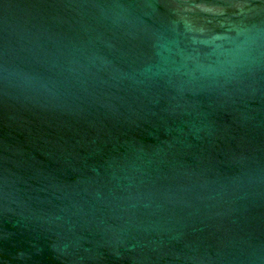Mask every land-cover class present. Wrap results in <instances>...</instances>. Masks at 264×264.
<instances>
[{
    "label": "water",
    "instance_id": "95a60500",
    "mask_svg": "<svg viewBox=\"0 0 264 264\" xmlns=\"http://www.w3.org/2000/svg\"><path fill=\"white\" fill-rule=\"evenodd\" d=\"M0 264H264V0H0Z\"/></svg>",
    "mask_w": 264,
    "mask_h": 264
}]
</instances>
